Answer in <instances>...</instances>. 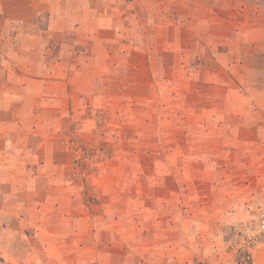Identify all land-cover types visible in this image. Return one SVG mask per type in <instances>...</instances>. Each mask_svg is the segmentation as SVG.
<instances>
[{
    "label": "rangeland",
    "instance_id": "obj_1",
    "mask_svg": "<svg viewBox=\"0 0 264 264\" xmlns=\"http://www.w3.org/2000/svg\"><path fill=\"white\" fill-rule=\"evenodd\" d=\"M264 0H0V264H264Z\"/></svg>",
    "mask_w": 264,
    "mask_h": 264
},
{
    "label": "crops",
    "instance_id": "obj_2",
    "mask_svg": "<svg viewBox=\"0 0 264 264\" xmlns=\"http://www.w3.org/2000/svg\"><path fill=\"white\" fill-rule=\"evenodd\" d=\"M258 95H260V97H261V100H262V104L264 103V89H262V90H260V91H258V93H257Z\"/></svg>",
    "mask_w": 264,
    "mask_h": 264
}]
</instances>
